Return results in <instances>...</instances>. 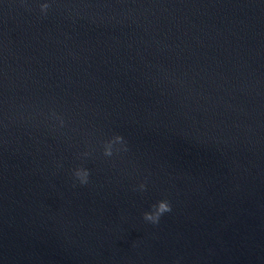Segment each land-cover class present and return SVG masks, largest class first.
Masks as SVG:
<instances>
[{"label":"water","instance_id":"water-1","mask_svg":"<svg viewBox=\"0 0 264 264\" xmlns=\"http://www.w3.org/2000/svg\"><path fill=\"white\" fill-rule=\"evenodd\" d=\"M0 264H264V0H0Z\"/></svg>","mask_w":264,"mask_h":264},{"label":"clouds","instance_id":"clouds-1","mask_svg":"<svg viewBox=\"0 0 264 264\" xmlns=\"http://www.w3.org/2000/svg\"><path fill=\"white\" fill-rule=\"evenodd\" d=\"M41 11L45 12L50 5L47 3L42 4ZM123 142V138L119 135L115 136L112 141H109L104 148V155L111 156L113 154L112 148L114 143H121ZM90 173L87 169L78 168L74 171V176L80 181L81 184H86L88 182V177ZM141 190L145 189V184H141ZM171 211V205L167 200H160L156 204L152 205V210L145 212L143 214V218L145 221L151 222L153 224H157L160 220V217L166 213Z\"/></svg>","mask_w":264,"mask_h":264}]
</instances>
